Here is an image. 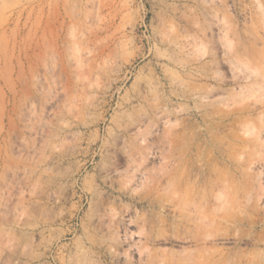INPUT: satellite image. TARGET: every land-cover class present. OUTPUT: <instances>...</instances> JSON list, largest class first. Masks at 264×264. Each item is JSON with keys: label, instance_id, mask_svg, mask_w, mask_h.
I'll list each match as a JSON object with an SVG mask.
<instances>
[{"label": "rangeland", "instance_id": "obj_1", "mask_svg": "<svg viewBox=\"0 0 264 264\" xmlns=\"http://www.w3.org/2000/svg\"><path fill=\"white\" fill-rule=\"evenodd\" d=\"M38 2L0 45V264H264V0Z\"/></svg>", "mask_w": 264, "mask_h": 264}, {"label": "bare ground", "instance_id": "obj_2", "mask_svg": "<svg viewBox=\"0 0 264 264\" xmlns=\"http://www.w3.org/2000/svg\"><path fill=\"white\" fill-rule=\"evenodd\" d=\"M9 4H11L10 0H2L0 4V45L1 43H6L7 34L14 30L10 25L11 19L12 23L16 24L22 18L31 16L35 10L42 9L41 2L31 3L28 6L23 5L18 8L9 7Z\"/></svg>", "mask_w": 264, "mask_h": 264}]
</instances>
